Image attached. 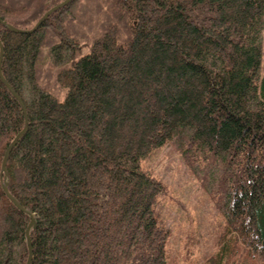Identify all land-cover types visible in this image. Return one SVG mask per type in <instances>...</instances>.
Returning <instances> with one entry per match:
<instances>
[{"label":"trees","instance_id":"16d2710c","mask_svg":"<svg viewBox=\"0 0 264 264\" xmlns=\"http://www.w3.org/2000/svg\"><path fill=\"white\" fill-rule=\"evenodd\" d=\"M0 0V264H170L141 158L225 165L219 248L264 258V0ZM28 129L7 161L6 150Z\"/></svg>","mask_w":264,"mask_h":264},{"label":"rangeland","instance_id":"374dc122","mask_svg":"<svg viewBox=\"0 0 264 264\" xmlns=\"http://www.w3.org/2000/svg\"><path fill=\"white\" fill-rule=\"evenodd\" d=\"M140 164L166 186L154 212L158 222L169 229L168 261L202 264L218 250L226 212L231 206L228 190L220 187L225 165L219 162L214 166H192L174 140L141 158ZM232 264H264V258L259 251L240 246Z\"/></svg>","mask_w":264,"mask_h":264},{"label":"water","instance_id":"95a60500","mask_svg":"<svg viewBox=\"0 0 264 264\" xmlns=\"http://www.w3.org/2000/svg\"><path fill=\"white\" fill-rule=\"evenodd\" d=\"M72 0H65L63 1L62 3L54 6L53 8H51L47 13L44 14V16L39 20V22L35 25L34 28L30 29V30H23V29H19L9 23H5L4 24L13 32H19V33H30V32H34L36 31L41 25L42 23L53 13L55 12L56 10L66 6L67 4H69ZM0 21H2L0 19ZM3 22V21H2ZM3 57H4V45L3 43L1 42L0 40V77L2 78L3 82L5 83V85L8 87V89L13 93V95L19 99L21 105H22V108L24 110V112L26 113L27 115V109H26V105H25V102L24 100L21 98V96L15 91V89L12 87V85L8 82V80L4 77L3 75V72H2V60H3ZM28 129V118L26 119V126L25 128L20 132L18 133V135L15 137V139L12 141V143L9 145L8 149L6 150V153H5V157H4V160H3V165H2V175L3 174H6V179L5 181L3 182V187H4V190L6 192V194L8 195V197L23 211L27 212V213H30L29 211H27L17 200L16 198L10 193L9 189H8V176H7V161H8V158L11 154V151L12 149L14 148V146L17 144V142L20 140V138L26 133ZM35 225V218L34 216L32 215V222L30 224V226L28 227L27 229V238H28V243H29V248H30V257H29V261L27 264H29L32 260V257H33V251H32V243H31V238H30V231L32 229V227Z\"/></svg>","mask_w":264,"mask_h":264}]
</instances>
